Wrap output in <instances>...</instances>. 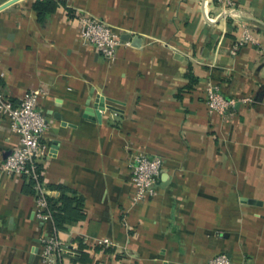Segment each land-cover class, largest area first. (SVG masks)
<instances>
[{
	"label": "crops",
	"instance_id": "obj_1",
	"mask_svg": "<svg viewBox=\"0 0 264 264\" xmlns=\"http://www.w3.org/2000/svg\"><path fill=\"white\" fill-rule=\"evenodd\" d=\"M35 1L0 9V92L46 90L41 188L80 198L82 216L38 219L39 192L0 171V264H264V0H53L42 21ZM89 17L128 35L113 61L82 42ZM245 27L256 42L238 45ZM209 81L239 99L234 115L208 112ZM99 97L113 107L100 120ZM18 140L0 114V166ZM135 153L163 166L156 195L132 205ZM51 234L69 250L47 262Z\"/></svg>",
	"mask_w": 264,
	"mask_h": 264
},
{
	"label": "built area",
	"instance_id": "obj_2",
	"mask_svg": "<svg viewBox=\"0 0 264 264\" xmlns=\"http://www.w3.org/2000/svg\"><path fill=\"white\" fill-rule=\"evenodd\" d=\"M231 4L230 0H225ZM225 13H231L225 10ZM80 38L83 43L92 45L107 61L116 58L117 48L124 43L121 34L109 23L96 18H82L80 20ZM256 42L248 27H245L237 42L243 45ZM44 87L31 88L15 103L0 92V114L9 121L10 129L19 136L18 143L4 158L0 171L10 177H25L34 180V188L39 192L36 198L35 214L38 219H50L51 214L46 211L47 202L41 188L42 161L49 155V144L44 139V132L48 127L45 114L38 108L39 97L44 95ZM204 100L207 110L220 118L234 115L239 99L225 96L220 86L213 82H206L203 87ZM241 102H250L251 97H243ZM163 159L160 156L150 157L145 153H135L128 162L132 205L141 203L157 193V181L161 174ZM41 254L45 261H55L68 252V248L54 234L42 238ZM98 244L109 245L110 240L103 238ZM207 264H237L228 254L217 253L211 256Z\"/></svg>",
	"mask_w": 264,
	"mask_h": 264
},
{
	"label": "trees",
	"instance_id": "obj_3",
	"mask_svg": "<svg viewBox=\"0 0 264 264\" xmlns=\"http://www.w3.org/2000/svg\"><path fill=\"white\" fill-rule=\"evenodd\" d=\"M55 7L53 0H36L33 3V8L38 13V19L44 20L45 16L50 13ZM25 178V177H24ZM28 184L33 187L34 180L27 179ZM48 211L57 229L63 228L66 223L78 220L81 216V200L71 193H63L57 198L45 195Z\"/></svg>",
	"mask_w": 264,
	"mask_h": 264
},
{
	"label": "water",
	"instance_id": "obj_4",
	"mask_svg": "<svg viewBox=\"0 0 264 264\" xmlns=\"http://www.w3.org/2000/svg\"><path fill=\"white\" fill-rule=\"evenodd\" d=\"M15 1H17V0H8V1L2 3V4L0 5V9H2V8L8 6V5H10L11 3L15 2ZM127 36H128V35H123V36L121 35V38L124 39V38H126ZM96 102H97V103H95V105H94V106H96V111H95V113H96V117H97V119L100 120V119H101V110H103L104 108L113 109V107L110 106V105H105V103H104V97H99V98L96 100ZM87 110L90 111V109H87Z\"/></svg>",
	"mask_w": 264,
	"mask_h": 264
}]
</instances>
